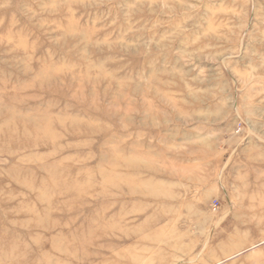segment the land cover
<instances>
[{
	"label": "rangeland",
	"instance_id": "obj_1",
	"mask_svg": "<svg viewBox=\"0 0 264 264\" xmlns=\"http://www.w3.org/2000/svg\"><path fill=\"white\" fill-rule=\"evenodd\" d=\"M0 264H264V0H0Z\"/></svg>",
	"mask_w": 264,
	"mask_h": 264
}]
</instances>
